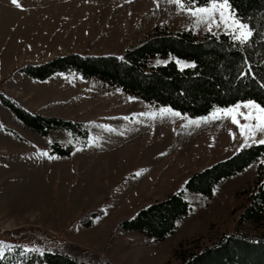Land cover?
Segmentation results:
<instances>
[{
    "label": "rangeland",
    "instance_id": "1",
    "mask_svg": "<svg viewBox=\"0 0 264 264\" xmlns=\"http://www.w3.org/2000/svg\"><path fill=\"white\" fill-rule=\"evenodd\" d=\"M212 3L17 0L13 4L0 0L3 256L17 245L41 251L44 245L38 233L44 231L115 264H179L174 253L212 246L223 234H264V219L237 223L256 177L257 162L222 179L211 196L186 187L192 174L245 145L264 140V131L249 136L242 130V125L257 121L241 115L239 123H234L224 112L239 105L240 113H249L253 110L245 105L254 101H238L191 116L151 104L97 77L84 78L69 71L39 80L19 69L69 51L121 55L151 35L155 26L173 34L191 31L197 39L228 34L244 45L250 37L246 42L235 39L239 29L221 22L219 12L209 17L188 11ZM169 60L180 69L194 64L169 55L152 58L148 67ZM1 94L31 112L81 122L85 138L61 128L41 135L24 126L1 101ZM177 191L182 192L190 211L177 220L174 232L165 240L156 241L121 224L140 208Z\"/></svg>",
    "mask_w": 264,
    "mask_h": 264
},
{
    "label": "trees",
    "instance_id": "2",
    "mask_svg": "<svg viewBox=\"0 0 264 264\" xmlns=\"http://www.w3.org/2000/svg\"><path fill=\"white\" fill-rule=\"evenodd\" d=\"M183 1L199 6L213 0ZM229 4L251 30L252 35L244 45L236 43L228 34H211L197 39L191 31L173 34L155 26L151 35L121 55L69 51L40 63H26L19 69L39 80L69 71L84 78L97 77L151 104L170 106L191 116L244 100L264 106V0H229ZM169 55L192 60L195 66L180 69L169 60L148 67L152 58ZM1 99L24 126L41 135L47 136L50 130L61 128L72 134L78 132L83 138L86 136L81 122L31 112L4 95ZM53 145L59 146L56 142ZM252 162H257V173L247 190L246 204L237 223L264 219V143L245 145L230 157L192 174L186 187L211 196L222 179ZM189 211L190 205L182 192L177 191L140 208L121 224L163 241L174 232L177 220ZM38 234L44 245L41 251L17 245L14 251L0 259V264H115L59 235L44 231ZM174 255L180 259L179 264H264V234H223L212 246Z\"/></svg>",
    "mask_w": 264,
    "mask_h": 264
},
{
    "label": "snow or ice",
    "instance_id": "3",
    "mask_svg": "<svg viewBox=\"0 0 264 264\" xmlns=\"http://www.w3.org/2000/svg\"><path fill=\"white\" fill-rule=\"evenodd\" d=\"M180 2V0H176ZM13 4H17V0H12ZM193 15L204 14L209 17H212L216 12L220 13L221 22L231 23L235 28L239 29V35H235L234 38L246 42L248 38L252 35L251 31L248 29L247 25H244L242 22L236 18L231 10V5L229 0H213V3L209 7H201L197 9H188ZM188 67H194L195 65H185ZM241 106H234L233 109L224 110L225 113L231 115L234 123H239L238 117L243 116L246 120H255L257 123L251 125H242V130H246L249 136L253 135L257 130L264 131V106L258 105L255 102H248L245 107H250L253 111L249 113H240L239 108ZM167 111V110H164ZM235 113V115H233ZM178 115V113H177ZM195 123V121H193ZM264 143V140L260 141ZM47 155V153H44ZM3 258V252H0V259Z\"/></svg>",
    "mask_w": 264,
    "mask_h": 264
}]
</instances>
